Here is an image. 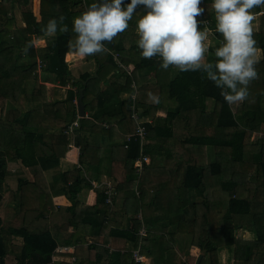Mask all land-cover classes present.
<instances>
[{
    "label": "trees",
    "instance_id": "trees-1",
    "mask_svg": "<svg viewBox=\"0 0 264 264\" xmlns=\"http://www.w3.org/2000/svg\"><path fill=\"white\" fill-rule=\"evenodd\" d=\"M33 1L0 0V264H10L11 260L15 264H70L51 261L58 245H76L75 264H144L133 260L132 251L136 250L148 258V264H187L181 259V246H186L187 257L189 248L196 246L202 255L200 264H264V142L244 141L243 129L253 114L260 116L258 122L264 125V6L252 9L260 19L253 37L263 41L262 58L256 65L259 78L251 83L248 99L238 105L226 103L221 90L199 71L178 70L171 78L175 67L163 70L159 57L142 58L136 33L140 15L134 14L129 28L106 45L108 52L83 59L112 71V76L103 79L101 87L93 92L99 98V118L129 121L133 132L129 102L120 97L129 93V86L134 84L140 117L152 118L146 130H155V144L142 149L152 160L137 184L138 196L131 167L140 151L137 139L132 140L126 160L118 163L112 174L116 193L112 201L120 198L119 192L123 193V207H116L120 215L112 218V202H106L103 189L99 188L94 211L85 212L81 221L75 223V203L83 189L91 188L89 178L99 175V163L92 164L90 158L80 155L78 167L72 172H61L58 180L53 177L49 181L46 173L58 165V157L69 145L78 147L83 154L95 149L94 133L107 136L108 142H113L114 136L97 126L95 118L78 119L70 143L65 132L77 119V93L67 90L62 100H49L46 84L64 88L72 82L65 60L67 54L73 53L72 20L96 0H39L38 19L33 13ZM211 2L203 0L201 7ZM137 11H143V6ZM61 15L68 25L67 33L57 31L51 36L42 31L49 20ZM211 16L205 17L204 13L200 30L207 22L214 32L216 41L207 57L214 62L222 37L215 32L216 21ZM35 37L49 41L35 47ZM26 45L30 47L23 54ZM112 52L119 55L116 61L123 66L133 65L132 70L126 71L113 62ZM37 59L43 67L40 73L36 72ZM153 68L155 75L150 76ZM89 77L82 75L80 80ZM93 82L101 83L99 72L98 78L84 88V104L88 85ZM72 84L82 89L79 81ZM150 94L159 102H154ZM207 99L212 103L211 112L207 111ZM157 108L170 111L164 118H154ZM176 115L187 120L189 138L184 143L174 138L171 131ZM211 147L214 149H206ZM171 151L175 152L173 159L163 164V160L171 158ZM157 157L162 159L153 168ZM172 162L180 163V167ZM230 162H237L239 167L230 174L224 173L230 178L224 177L220 165ZM215 183L217 187L213 186ZM56 197H64L70 205L55 204ZM140 211L143 218H139ZM163 215L167 220L144 225L145 235H139L143 219ZM105 217L109 227L104 224ZM239 231L247 232L255 244L238 243ZM188 235L191 240L186 239ZM88 238L109 248L85 245ZM224 250L231 259L221 263L219 254Z\"/></svg>",
    "mask_w": 264,
    "mask_h": 264
},
{
    "label": "clouds",
    "instance_id": "clouds-1",
    "mask_svg": "<svg viewBox=\"0 0 264 264\" xmlns=\"http://www.w3.org/2000/svg\"><path fill=\"white\" fill-rule=\"evenodd\" d=\"M203 0H96L86 11L72 20L74 41L71 50L81 60L108 52L106 45L129 28L137 9L144 14L138 19L137 47L145 59L159 57L160 68L170 66L180 72H201L221 90L229 105H238L248 99L251 83L259 78L256 70L258 49L253 37L256 19L252 9L264 6V0H213L215 32L222 37L215 49L214 62L206 58L209 29L200 30L205 13ZM65 17L51 19L42 29L54 36L57 31L67 33ZM30 45L22 49L27 54ZM151 95L154 102L159 99Z\"/></svg>",
    "mask_w": 264,
    "mask_h": 264
},
{
    "label": "crops",
    "instance_id": "crops-1",
    "mask_svg": "<svg viewBox=\"0 0 264 264\" xmlns=\"http://www.w3.org/2000/svg\"><path fill=\"white\" fill-rule=\"evenodd\" d=\"M34 2H35V4H33V13H34L35 17L37 16L36 19H38L39 0H34ZM202 6L205 7V5H202ZM143 14H144V10L141 12L137 11V15H140V17ZM255 16H256V19L252 22V24H254V28H255V30H253V31L257 32L259 30L258 27H259L260 23L258 22L259 16H257V15H255ZM203 30H205V28H203ZM213 34H214V32H213ZM50 40H51V38H50ZM39 41H41V43H39ZM48 41H49V38H47V39L41 38L40 39V38L35 37V39L33 40V43H34L35 47L45 46ZM221 42L222 41H220L219 43L221 44ZM256 42H257L256 47L259 50L258 54H257V58H258V61H260L262 58L261 46L263 45V41L262 40H256ZM205 43L208 47V51L206 53V58H207L208 54H209V48L214 44V42L211 41V37L209 36L208 41H206ZM116 56H117V60H118L119 55L112 52V61L113 62L117 63L120 67L124 68L126 71L128 69L132 70L133 65H129V66L124 65L123 66L120 62L115 60ZM65 60L68 63L69 70L71 72L70 78H71V81L73 83H77L78 81L81 83L82 80H80V76L89 74L90 77L87 79L88 81L86 80L87 81L86 84H87L88 82L96 80L98 78V72H99L100 81H101V83L100 82L99 83L93 82V83H91V86L88 85L89 92L86 94L85 104L83 103L84 104V116L82 118L77 116L76 120L77 121H78V119H90V120H92L95 118V120H97V121H94V123L97 126H100L105 131H109L111 133V136H114L113 142H110V141L108 142L107 136H103L101 134L94 133L92 135V137H93L92 138V142H93L92 146H95V149H87L85 151V153H83V154H82V151L78 147H75L74 145H69L68 149H66L64 152L62 151L61 157L60 156L58 157V159H59L58 165L55 168L48 170V172L46 173L48 180L52 181V178L54 177L56 180V178L59 177V174L61 172H65V171L66 172H72V171H74L78 167V158L80 157V155L85 157V158H90L92 160V164L97 163V162L99 163V166L97 168L99 175H97V176L93 175L92 177L89 178L90 183H91V188L90 189H83L81 191V193L79 194L77 202L75 203L73 219H74L75 223H79L85 212H93L94 211V206L96 203V193H97L96 191H98V189L101 188V189H103V193L105 195L104 191H105V188H107V185H110V187H113V186L115 187V185H114L115 180H114V177L112 176V174H114V171L116 170V168L118 166V163H121V161L126 160V152L129 149V145L132 142V140L136 141V139H137L138 144H139V150H140L139 155L135 159V161L137 159H139L141 156H145L149 159V164H150V162L152 160L151 156L143 154L142 149H144L145 145H147V146L149 145V147H150L151 145L155 144V139L152 138L153 136H155V134H154L155 130L154 129H151L149 131L146 130L147 133L145 135V139H143V140L134 136L136 126H135L134 120L132 119V117L130 115L131 114V111H130L131 106H135L138 108V92H137V87L134 86V84H131L129 86V89H130L129 93L121 94V97H120L121 99H126L129 102V106H128V109L130 111L129 117L131 119V122L134 123L133 132L131 131V127H130L131 123L129 121L124 122V120H122L123 123H121L117 119H113L114 121H109L108 119L105 118L107 116L99 118L102 115L101 110H97V108L99 107V105H98L99 98H97L96 95L93 94V92H95L98 88L101 87L103 79H109L112 76L111 69L109 67H105V66L100 67V66L96 65V63H94V62L86 63L83 60H81L80 58H78L77 56H75L73 53L67 54ZM38 61L41 62L40 59L36 60V62H38ZM42 69H43V67L38 69V66L36 64V72L37 73H40ZM177 72H178V69H176V68L173 69V74H172L171 78L174 77L177 74ZM149 73H150V76L155 75L154 68L150 69ZM94 75H96V77ZM102 76H103V78H102ZM72 82H70L64 88L56 86V85H52V84H46L47 89H48L49 100H58V101L62 100L65 97L67 90H70L72 92H76L77 98H78V94H79V91L81 89L78 90L77 88L73 87ZM81 85H82V83H81ZM85 86L82 85L83 91H84ZM77 98L74 100L75 108H76ZM82 102H83V97H82ZM113 102H115V100H113ZM205 103L207 105V111L211 112L212 111V109H211L212 103L210 102V99H207ZM88 107H89V111H87ZM169 111L170 110L167 108H157L155 111V114H154V118H164V117H166V115ZM255 111H257V109ZM138 112H139V116H141L140 110H138ZM261 113H262V111H261ZM76 114H77V111H76ZM259 118H260V116L253 114L252 118L249 120L247 125L243 127V129L245 130L244 141L251 142L253 144L264 142V125H263L262 121L259 120V122H258ZM140 119L144 123L145 129H146V124H148L152 121V118H150V117H147V118L140 117ZM186 121L187 120L183 116L176 115L174 117V119L172 120V123H171V128H172L171 131H172L173 137L176 138L177 140H179L180 143H184V141L189 138V130L187 129L188 127H187ZM192 121L194 122V118H192ZM202 121L203 122L206 121L205 117H202ZM77 128H75V129H77ZM240 128H242V124H241ZM75 129L74 128L72 129L73 130L72 133H67L68 129L65 132L70 137L69 138L70 143L73 142V140H74V130ZM209 129H210V127L207 128V130H209ZM203 133H205V132H203ZM57 134L61 135V133H57ZM62 135H64V134L62 133ZM147 135L149 136V139L151 138V140L148 139ZM116 144H118V147H116ZM111 145H113V146L111 147ZM173 149H175V148H173ZM206 149H214V147L206 148ZM52 151L58 152L57 149H52ZM171 153H172L171 158L163 160V164H164V161H169V160L173 159L175 152L171 151ZM176 153L181 154L180 151H176ZM133 163H132L131 167L135 173V179L137 182L135 187H134V191L136 193V196H138L139 192L137 191V184L139 183L143 172L141 174L136 173L135 169L133 168ZM166 163H168V162H166ZM234 163H237V162H234ZM148 165H146L144 167V169L147 167L146 168V170H147L151 166V165L150 166H148ZM223 165H224V167H226V164H221L220 165L221 170H223ZM144 169H143V171H144ZM237 169H238V167H235V171H237ZM57 180H58V178H57ZM119 193H120V198L117 199L116 201H115V199L112 201V208H110V211H109V212H111L113 219L116 218L118 215H120V213L116 211V207H119L121 209L123 207V201H122L123 193L122 192H119ZM114 201H115V203H114ZM106 202H107V197H106ZM54 203L57 205H67V206L70 205L69 202H67V200L64 197L54 198ZM141 215H142V213L140 211L139 218H143ZM104 219L106 220V221L104 220V224H107V218L105 217ZM165 220H167V216L163 215V216L149 218V219H145V220L143 219L142 223L144 225H147L148 223H158V222H163ZM105 226L109 227L110 223L108 222V224ZM122 226H124V225H122ZM88 241H91L92 243L89 244ZM92 244H96L99 246H106L109 248V245H103L100 242H94V240L92 238H88L85 245H92ZM62 247H71V248H73V250H76V245H58V247L54 250V252L51 256V261L53 263L66 262L68 256H65V255H67V253L66 254L65 253H59L57 251L59 248H62ZM192 249L198 251V248H195L193 246L189 248V256L186 257L184 260L187 262V264H194V262H195L197 255L195 253H192V251H191ZM73 255H74V253H73ZM9 263L15 264L16 261L11 260Z\"/></svg>",
    "mask_w": 264,
    "mask_h": 264
},
{
    "label": "built area",
    "instance_id": "built-area-1",
    "mask_svg": "<svg viewBox=\"0 0 264 264\" xmlns=\"http://www.w3.org/2000/svg\"><path fill=\"white\" fill-rule=\"evenodd\" d=\"M203 25H204L205 29H209L210 30L209 35H212L213 31L210 29L208 23L207 22H203ZM115 60H117V56L115 57ZM36 64L38 66V69H40L42 67V63L40 61L36 62ZM130 111H131L130 115H131L132 119L134 120L135 126H136L134 136H136L139 139L143 140V139H145L146 129L144 127V123L140 119L138 108L135 107V106H131ZM77 127H78V121L76 120L75 122H73L68 127L67 133H72L73 132L72 129L73 128L75 129ZM148 164H149V159L147 157H145V156H141L139 159H137L133 163V168L135 169L136 173L141 174L143 172L144 167L146 165H148ZM104 192H105V195L107 197V203H111L112 202V198L116 195L113 187H110V185H107V188H105ZM145 232H146V229H145L144 224L142 223V227H141V229L139 230L138 233H139L140 236H144ZM88 243L91 244L92 242L88 241ZM71 250H73V248H71V247H62V248H59L57 251L59 253L70 254ZM132 254H133V260L136 263H138V262L139 263H145L147 261V258L142 256V255H140L137 250L136 251H132ZM70 255H73V253L70 254ZM71 260L73 262H75L76 261L75 256L72 257Z\"/></svg>",
    "mask_w": 264,
    "mask_h": 264
},
{
    "label": "rangeland",
    "instance_id": "rangeland-1",
    "mask_svg": "<svg viewBox=\"0 0 264 264\" xmlns=\"http://www.w3.org/2000/svg\"><path fill=\"white\" fill-rule=\"evenodd\" d=\"M212 2H213V0H212ZM33 4H35V2L33 1ZM211 4L212 3H208V4H206L205 5V17L207 16V14L209 15V14H211L214 18H215V14H214V11H213V9L211 8ZM136 15H137V13H136ZM212 16H211V18H212ZM37 17V16H36ZM258 22L260 23V19H258ZM259 28V27H258ZM253 30H255V28H254V24H253ZM210 37H211V41L212 42H214L215 43V37H214V35L212 34V35H209ZM41 39V38H40ZM39 43H41V41H39ZM87 65V64H86ZM29 79H32V80H34L35 81V79L34 78H29ZM87 111H89V107L87 108ZM160 158H156V160H155V163L152 165V167L153 168H155L156 167V165H157V167H158V165H159V162H160ZM107 163V162H106ZM172 163H174V162H172ZM222 164H224V163H222ZM174 166L176 167V168H179L180 167V163H174ZM235 167H239V164L238 163H232V162H230V164H226V167H224V165H223V176L224 177H229L230 178V176H227V175H224V173H227V174H230V173H232L231 171H235ZM158 170V169H157ZM156 170V171H157ZM215 182V181H214ZM217 183H215L213 186H215V187H217ZM200 230V229H199ZM198 230V231H199ZM187 240L188 239H192L191 238V235H188V238H186ZM195 239H196V236H195ZM236 239H237V242L238 243H240V242H242V243H244V244H249V245H254L255 244V242L253 241V237H251L247 232H243V231H239L238 233H237V235H236ZM189 240V241H190ZM188 241V242H189ZM197 241V240H196ZM195 248H197L196 246H194ZM181 249V250H179V252L180 251H184L183 253H180L181 254V259L182 260H185V258L187 257V256H184L185 255V252H186V246H181V247H178V249ZM192 251V253H195L197 256L198 255H200L201 253L199 252V250L197 251V250H191ZM75 252V250H71V252H70V254H72V253H74ZM70 254H67V255H65V256H68V258H67V260H66V262L67 263H70V264H75L76 263V261L75 262H73L72 260H71V258L72 257H74V255H70ZM197 256H196V259H195V262H194V264L196 263V261H197ZM219 258H220V261H221V263H224V262H226V261H228V259L230 258L231 259V254L230 253H228L227 251H221L220 252V254H219ZM9 260V259H8ZM148 264V259H147V261L144 263V264ZM202 264H207V262H202Z\"/></svg>",
    "mask_w": 264,
    "mask_h": 264
},
{
    "label": "water",
    "instance_id": "water-1",
    "mask_svg": "<svg viewBox=\"0 0 264 264\" xmlns=\"http://www.w3.org/2000/svg\"><path fill=\"white\" fill-rule=\"evenodd\" d=\"M198 20H202V17H199ZM96 77V75H94ZM88 81V80H87ZM87 81H82V85L85 86ZM82 97H83V89L79 91L78 98L76 100V111H77V116L78 117H83L84 116V104L82 102ZM202 259V255L197 256V261L195 264H200Z\"/></svg>",
    "mask_w": 264,
    "mask_h": 264
}]
</instances>
